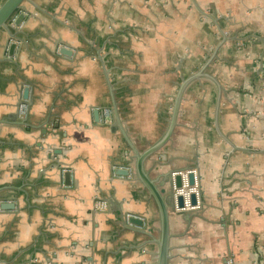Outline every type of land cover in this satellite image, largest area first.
Masks as SVG:
<instances>
[{"label":"crops","instance_id":"0c3cea01","mask_svg":"<svg viewBox=\"0 0 264 264\" xmlns=\"http://www.w3.org/2000/svg\"><path fill=\"white\" fill-rule=\"evenodd\" d=\"M20 12L0 28V264H157L159 208L135 155L165 134L191 76L145 161L170 196L174 174L195 173L197 204L169 203V264H264V0Z\"/></svg>","mask_w":264,"mask_h":264},{"label":"water","instance_id":"95a60500","mask_svg":"<svg viewBox=\"0 0 264 264\" xmlns=\"http://www.w3.org/2000/svg\"><path fill=\"white\" fill-rule=\"evenodd\" d=\"M28 0H4V2L0 5V28H8V22L10 20H14L15 25H20L21 22L25 19L26 13L20 12L23 4ZM17 46V42H12L10 45V55H13L15 52V48ZM60 51L65 54H71V50L62 46L60 48ZM195 76H191L190 78H187L184 80L180 87V91L178 93V96L176 98V102L174 104L173 109V115L172 119L170 121L169 127L167 128L165 134L158 140L155 144L151 145L147 150L141 153H136L135 155V164H136V171L138 174V177L143 182V184L149 189L152 196L155 198L158 208H159V216H160V236L158 239L159 244V253H158V262L157 264H169L170 259V227H169V203L171 199L174 200L175 204L179 208H184L186 206L185 203V195L181 192L183 189L184 191H188L186 189H190L195 186L196 180H195V173L193 171H189L186 173V182L184 183V174L179 172V174L173 175V187L175 190H177L178 194L173 192L167 195V190L165 188H160L156 182L149 177L145 170V161L146 159L152 155L154 152L160 150L171 138L175 126L177 124V116L180 109L181 104V98L182 94L184 92V89L186 85L190 82L192 78ZM29 93V88L26 87L24 89V97L27 98ZM95 115H99V110L95 111ZM118 174H129L128 169H122L118 168L117 170ZM174 173V172H172ZM70 173L65 172V180L67 183H70ZM185 185L189 188H185ZM171 192V191H170ZM189 202L190 205H196L197 204V192L191 191L189 192ZM2 208L8 209V208H14L15 204L13 202H3ZM131 222H135L138 224H142L143 220L142 218H139L137 216H132L130 218Z\"/></svg>","mask_w":264,"mask_h":264},{"label":"built area","instance_id":"2783aa9c","mask_svg":"<svg viewBox=\"0 0 264 264\" xmlns=\"http://www.w3.org/2000/svg\"><path fill=\"white\" fill-rule=\"evenodd\" d=\"M104 114H105V116H109L110 110L109 109H104ZM194 190H196V188L192 187L191 191H194ZM191 191H184L183 189L181 190V193L183 192V194L185 195V199H186L185 203H186V205L190 204V202H189V192H191ZM227 264H235V262L233 260H229L227 262Z\"/></svg>","mask_w":264,"mask_h":264}]
</instances>
